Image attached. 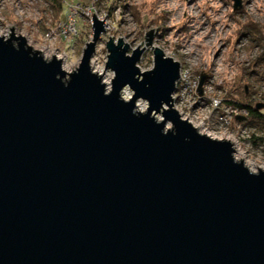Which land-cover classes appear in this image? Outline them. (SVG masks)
I'll return each instance as SVG.
<instances>
[{"label":"water","instance_id":"95a60500","mask_svg":"<svg viewBox=\"0 0 264 264\" xmlns=\"http://www.w3.org/2000/svg\"><path fill=\"white\" fill-rule=\"evenodd\" d=\"M92 32L72 79L30 58L23 37L19 51L0 41V264H264V173L235 166L232 144L198 137L174 112L165 115L178 134L162 135L149 117L169 100L180 64L161 49L155 72H141L146 50L129 54L109 37L117 79L105 97L89 71L99 21ZM125 84L150 101L148 115L120 101Z\"/></svg>","mask_w":264,"mask_h":264},{"label":"clouds","instance_id":"9594fccd","mask_svg":"<svg viewBox=\"0 0 264 264\" xmlns=\"http://www.w3.org/2000/svg\"><path fill=\"white\" fill-rule=\"evenodd\" d=\"M124 3H127L131 6V8L137 9L140 15L141 20L147 19L150 23L151 20L157 15L166 16L168 20L169 27H174L180 23H183L187 20L188 17L199 18L201 12L205 10V6L211 8L213 10H217L220 12L219 16L216 18L221 20L222 24H228L229 15L233 12L232 4L236 2V0H231L228 7H224V3L222 0H196V3L191 6L188 5L187 0H123ZM42 4V0H41ZM46 7V5H43ZM246 11L243 14L242 20L244 24H254L260 29L264 30V0H251L246 6ZM77 12L82 11L84 15L88 17L87 23L94 25L96 21H99L103 26L104 31H113L112 28L113 21L107 19L108 12L105 6L101 3L98 4L97 0H90V3L86 8L82 7L76 9ZM187 14V16L185 15ZM116 16V20L119 21L121 19L120 10L117 8L114 13ZM16 16L24 19L26 21H41L45 19L46 14L38 11L35 5H29V7L23 11L17 10ZM127 21V27H129L134 32H139L141 30V25L137 24L135 18L133 17L131 12L125 13L123 17ZM0 22H3V27H0V41L3 44H8L11 42L12 47L19 51V48H15L13 46V41L17 39V37H23L25 43V51L31 50L30 58L32 56H37L41 58L42 61L46 65H51L54 61L60 64V69L62 73H69L71 79L74 75H78L80 69L83 66L84 57L81 56L76 61H68L67 53L63 50L57 51V48L60 47L59 37L55 35V29H52V32L42 34L40 37L41 42L36 43L31 38L30 34L26 31H22L17 29V32L14 34L12 29L15 26L11 22H7L4 16H0ZM47 22H51L50 18H48ZM74 25L75 21H71ZM39 29H37L38 31ZM231 30L240 31L241 25L232 23L230 26ZM210 29H206L204 32L200 33L199 36H196L195 39L191 41V43L184 48L182 55L185 57V60L176 75V79L173 81V91L169 93V100L167 102L161 101V107L159 112L156 110H151L150 119L154 121V123L159 126L163 125L162 135L167 137L169 133L173 136L178 134L176 124L166 117V113H176L178 119L181 123L190 126V128L197 134L198 137L202 139H206L207 141L222 145L229 146L230 144H234L238 137H240L241 133L238 129H233L231 126L232 115L228 114V123L225 124L223 122H215L213 123L210 120H202L199 123L192 121L190 117V113L183 112L177 109L175 104H172L171 101L176 99V93L174 91L175 84L180 82L185 85L184 93L185 99L188 100V97L191 95L192 91L201 87L200 84V75L202 71H206L211 67L212 58L215 55V50L219 47V41L215 38L211 41H205L204 36L208 34ZM94 32L89 33V43H93ZM79 35V29H73V36ZM103 35V32H101ZM147 29L144 28V38L143 44L141 45L147 51H155L156 49H161L164 52V59L167 60L171 56L172 59H175V52L173 49V45L180 42V38L176 37L175 30L170 33L168 36L164 38V40L153 39L151 45L148 44L146 39ZM71 39V37H69ZM20 40V41H21ZM248 43V38L245 37L242 41L243 44ZM259 48L255 49V53L260 52ZM195 53V55H193ZM109 56L112 54L109 53ZM247 56L239 57V60H247ZM110 60H106L107 71L105 74L96 73L91 67V61L89 60V71L90 74L94 77H98L103 75V79L97 78L101 86L104 88L103 95L105 97L111 96L114 91V81L117 79V72L113 69L108 68ZM187 65V67H184ZM157 65H153L150 73H154ZM224 71L225 75H217L213 81L207 85H205L207 95L208 92H215L217 86H223L225 82L229 86L233 85L238 76H242L240 67L237 65H223L219 64L215 69L217 74ZM149 71V70H145ZM60 76L57 75L56 79H59ZM70 79V82H71ZM134 79H139V83H144L145 77H138V75L134 76ZM69 82V83H70ZM63 83V82H62ZM64 86L67 87L69 85ZM145 88H150L151 85L148 83L144 84ZM120 101L127 105L130 103H134V108L132 111V115L135 117L146 116L149 114V110L151 107V103L149 100L143 97H137L136 91L132 88L130 84H125L120 92L118 93ZM135 97V99H133ZM188 106L191 108L193 106V102L191 100L188 101ZM220 106L219 96L212 99V108L213 110ZM232 112L238 116L240 115L239 109H232ZM209 116H211V112H209ZM186 142L188 138L186 137ZM230 156L233 161V164L237 167H242L245 169L249 175L253 177H259L261 173L260 169H264V163H260L256 166H250L249 161H245L244 163L240 162V158L235 155L230 147Z\"/></svg>","mask_w":264,"mask_h":264},{"label":"rangeland","instance_id":"374dc122","mask_svg":"<svg viewBox=\"0 0 264 264\" xmlns=\"http://www.w3.org/2000/svg\"><path fill=\"white\" fill-rule=\"evenodd\" d=\"M98 4H103L108 12L107 19L113 21L112 28L113 31H105V34L99 36V40L95 46V55L97 58L96 67L99 72H105V62L107 60V51L105 50V43L112 37L114 41L119 38L124 41V43L130 46V51L136 47H142L144 38V28L147 32L153 30V35L157 30V34L153 36V39L164 40L166 36L175 30L176 37L180 38V42L173 45L176 58L173 59L180 64V68L185 60L182 55L183 50L187 47L196 36L204 32L206 29H210L208 34L204 36L205 41H211L214 38L219 41V47L215 50V55L212 58L211 67L206 71L199 73L205 77L209 75L210 69L217 75H225L226 73L222 70L221 73L217 74L215 69L219 64L223 65H237L240 67L242 76H238L233 85L229 86L227 82L223 86H217L215 92H209V96L217 97L219 96L221 106L227 105L228 102L237 101L243 105L251 106L255 108V103L264 104V61L260 60L264 51V30L260 29L254 24L248 23L244 24L242 17L246 11L245 6L251 2V0H241V8L232 12L229 17L228 24H222L221 20L216 17L219 16L220 12L213 10L205 6V10L201 12L200 17H188L183 23L175 25L174 27H169L168 20L166 16L157 15L149 23L147 19L141 20L139 12L137 9L131 8L123 0H97ZM224 7H228L231 0H222ZM90 3V0H70L68 3V9L60 10L56 7L54 0H0V16H4L7 22L13 23L14 29L13 33L17 32V29L26 31L30 34L34 42L40 43V37L42 34L52 32L55 29V35L59 37L60 51L63 50L67 53L68 61H76L80 58L85 44L89 42V33L92 32V24L87 23L88 17L84 15L82 11L77 12L76 9L86 8ZM189 6L196 3V0H187ZM29 5H35L38 11L46 14L45 19L41 21H26L16 16L17 10H25ZM43 5H46L44 7ZM233 7V4H232ZM117 8L120 10L121 19L116 20L114 13ZM131 12L135 18L137 24L141 25V30L139 32L132 31L127 27V21L123 18L125 13ZM63 14V16H62ZM187 16V14H185ZM64 17V18H63ZM50 18V23L47 22ZM66 19V20H65ZM66 22H65V21ZM71 21H75L73 25ZM65 22V24H64ZM232 23L241 25V30H229ZM64 24V25H63ZM252 26L255 27L254 30ZM0 27H3V22H0ZM79 29V35L73 36V29ZM37 29H39L37 31ZM104 29V28H103ZM246 29H252V32L258 30L261 34L256 40L253 38V34H247ZM255 31V32H254ZM71 37V39H69ZM248 38V43L243 44L244 47L239 48L237 46V41L239 39ZM260 38H263L262 40ZM242 45V44H241ZM259 48L261 51L255 52V49ZM164 53V52H163ZM195 55V53H193ZM247 56V60H239V57ZM171 58V56H170ZM137 66L141 72L145 70H150L153 66L152 62V51H145ZM187 67V65H184ZM101 79L104 78L100 75ZM214 77V78H215ZM213 81V79H211ZM255 102V103H254ZM178 105V104H177ZM184 108V107H183ZM184 110V109H183ZM264 110V108L260 109ZM242 117L246 118L247 115ZM246 121V120H245ZM242 121L243 127L246 131L245 139H241L239 142V155L238 157L242 159V162H250V166H256L260 163H264V142L258 141L256 145L252 144V136L263 138V135L259 133L257 128L249 126ZM264 170V169H260Z\"/></svg>","mask_w":264,"mask_h":264},{"label":"built area","instance_id":"2783aa9c","mask_svg":"<svg viewBox=\"0 0 264 264\" xmlns=\"http://www.w3.org/2000/svg\"><path fill=\"white\" fill-rule=\"evenodd\" d=\"M65 24V23H64ZM63 24V25H64ZM242 39H239V41H237V46H239V48L244 47L242 46ZM57 51H60L59 48H57ZM81 57V56H80ZM68 60V58H67ZM91 64L90 67L97 73L99 72V69L96 67V63H97V58L95 55V52L91 58ZM106 64V62H105ZM103 73V72H102ZM210 77L209 75L206 76V79L202 85V95L198 94V89H195L192 91L191 95L188 97V100H186L185 97V93H184V88L185 85L178 82L177 83V90H176V99L174 100L173 104L176 105L177 109H179L180 111L183 112H188L190 113V119L196 123H199L202 120H210L213 123L215 122H223L225 124L228 123V114H231L233 119L231 122V126L233 129H238L241 133L240 137H238L237 141L232 144L233 149H234V153L236 156L239 155V142L241 139H245L246 136L248 137V135L246 134V131H244V127H243V123L236 121V117H242L243 115H247V111L245 109H239L240 111V115H236L235 112H232V109H238L233 105H230L227 103V105L220 106L217 107L216 109L213 110L212 108V99L214 97L209 96V92L207 93V95L205 94L206 89H205V85L211 83V79H214L215 74L211 71L210 69ZM191 100L193 102V106L191 108H189L188 106V101ZM178 104V105H177ZM184 107V108H183ZM184 109V110H183ZM209 112H211V116H209Z\"/></svg>","mask_w":264,"mask_h":264},{"label":"trees","instance_id":"16d2710c","mask_svg":"<svg viewBox=\"0 0 264 264\" xmlns=\"http://www.w3.org/2000/svg\"><path fill=\"white\" fill-rule=\"evenodd\" d=\"M54 2L56 3V7L60 10V12L62 10V13H63L64 10L68 9L67 5L70 2V0H54ZM62 16H63V14H62ZM254 28L255 27L252 26L253 30H254ZM252 29H246L247 30L246 33L251 34V36L253 34V38L256 40L257 38H259L261 36V34L258 30L256 32L254 31L255 32V34H254L252 32ZM260 39L262 40L263 38H260ZM260 60L264 61V51H263L262 58ZM228 104L233 105L238 109H245L247 111V117H246L245 123L249 126L257 128V130L260 131L259 133H261V135H263V138H258V137L252 136V138H251L252 144L256 145L258 143V141L264 142V110H257L256 108H253L251 106H247V105H243L241 103H238L235 100L234 101L231 100L230 102H228ZM256 105H261L262 107H264V104L255 103V106Z\"/></svg>","mask_w":264,"mask_h":264},{"label":"bare ground","instance_id":"6f19581e","mask_svg":"<svg viewBox=\"0 0 264 264\" xmlns=\"http://www.w3.org/2000/svg\"><path fill=\"white\" fill-rule=\"evenodd\" d=\"M97 73H100V72H97ZM100 74H105V72L104 73H100ZM240 160H241V158H240Z\"/></svg>","mask_w":264,"mask_h":264}]
</instances>
